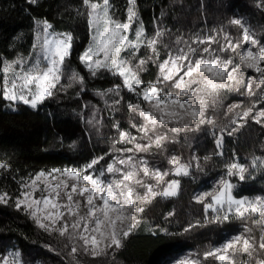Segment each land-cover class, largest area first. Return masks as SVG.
Returning <instances> with one entry per match:
<instances>
[{"label":"snow or ice","instance_id":"6c2138e0","mask_svg":"<svg viewBox=\"0 0 264 264\" xmlns=\"http://www.w3.org/2000/svg\"><path fill=\"white\" fill-rule=\"evenodd\" d=\"M28 2L37 5L39 0ZM80 2L76 16L85 19L90 39L77 59L93 78L110 74L121 80L106 92H98L101 96L114 93L118 99L113 105L124 99L122 88L134 94L136 99L127 101V110L139 122L130 117L129 128L139 135L114 121L117 136L111 138V148L120 155L106 152L81 167L41 169L19 179L11 175L15 171L12 165L0 160V177L8 174L15 181L14 191L0 186V205L23 213L42 232L61 240L68 264H81V256L93 261L115 256L144 225V214L157 198L179 194L181 181L175 177L189 176L193 166L202 170L196 155L188 162L170 155L166 163L171 167L164 169L150 166L140 154L164 155L169 144L188 141L189 134L207 129L216 137L218 151L214 155L222 157L225 135L231 137L250 122L264 127V40L244 20L229 21L240 31L237 38L224 33L221 43L223 29H213L216 35H197L191 43L178 37L175 43L186 47L162 55L158 44L164 32L157 29L151 37L146 35L137 0H126L123 9L113 0ZM256 7L264 8V0H259ZM33 22L30 53L17 52L14 59H0V102L13 111L20 104L37 109L58 90L71 87L72 82L85 83V77L70 67L76 39L73 33L56 31L47 18L33 17ZM142 47L150 54L141 53ZM162 47L169 49L168 44ZM149 65L154 66L156 74L145 81L141 74L149 72ZM66 73L69 83L61 84ZM229 96L244 97L250 103L228 104L226 114H233V126L220 128L216 136V119L209 113L223 106ZM95 117L94 111L87 123L92 124ZM210 158L205 156L204 160ZM224 168L229 177L254 180L256 173L264 172V157L253 156L249 164L232 160ZM235 188L230 180L222 178L214 191L195 196L204 219L184 231L238 220L243 222V233L205 251L202 260L184 259L180 264H264V196L237 198ZM173 214L169 212L168 216ZM254 229L260 234L255 235ZM44 247L58 256L62 254L51 245ZM0 264L31 262L19 250L0 249Z\"/></svg>","mask_w":264,"mask_h":264},{"label":"trees","instance_id":"16d2710c","mask_svg":"<svg viewBox=\"0 0 264 264\" xmlns=\"http://www.w3.org/2000/svg\"><path fill=\"white\" fill-rule=\"evenodd\" d=\"M113 2L121 9L126 4V0ZM258 2L259 0H200L205 36L216 35L213 29H223L219 37L221 43L224 33L237 38L240 31L236 26L230 25L229 21L241 16H247L255 22L258 29L264 28V8L256 7ZM79 8L80 0H40L37 5L30 4L28 0H0V59H14L17 52L29 54L34 41L33 17L47 18L56 31H71L76 37L70 67L85 77L83 85L72 82L71 87L58 90L53 98L37 109L20 104L18 110L13 111L0 102V118L11 129L9 142L0 152V160H6L12 165L15 171L11 175L17 179L41 169L81 167L93 157L106 152L118 155L111 148V138L117 136L112 127L114 121L118 120L122 128L138 135L134 129L129 128V119L131 117L139 122V118L127 110V101L136 99L134 94L122 88L120 93L124 99L121 104L113 105V100L118 99L114 93L101 96L98 92H106L116 83H121V80L110 74L93 78L77 59L90 39L85 19L76 16ZM178 37L189 43L194 38L190 34H164L159 38L161 44H158L162 55L168 50L186 47L184 43H175ZM261 39L264 40V35ZM162 44H168L169 49H164ZM199 47L202 48L203 45ZM212 47L216 48L217 45L213 44ZM145 52L148 50L141 48V53ZM155 74L156 69L149 65V72L141 75L148 81ZM67 75L68 73L61 84L69 83ZM59 87L58 85V89ZM234 101H243L246 106L250 103L247 98L229 96L223 106L215 109L212 115L216 119V136L220 134V128L232 127L230 121L233 114L226 113L227 105ZM116 108L120 111H116ZM94 111L95 120L89 124L87 121L92 119ZM215 139L206 129L189 134L188 141L182 139L180 143L169 144L168 152L164 155L145 154L150 163L164 169L171 167L166 163V158L170 155L180 156L183 162L190 161L196 155L200 158L202 170L191 171L189 176L175 177L181 181L179 194L176 197L157 198L144 214V225L115 256L95 261L91 257L81 256V264H164L174 255L187 250H193L202 260L203 253L220 245L226 234H234L243 229V222L234 220L184 231L190 224L204 219L202 205L194 200V194L201 184L216 175L217 166L223 163L221 157L214 155L217 151ZM223 151L222 158L226 162L235 160L249 164L253 156L264 157V127L250 122L231 137L225 135ZM205 156L211 158L205 161ZM103 164L102 161L101 165ZM237 184L233 192L237 198L254 196L263 189L264 172L256 175L254 180L246 179ZM0 186L14 191L15 181L5 174V177H0ZM169 212L174 214L168 216ZM157 226L167 229V232H160ZM153 231L157 234L153 235ZM254 234L258 235L259 231L254 229ZM45 244L62 254L58 256L55 252H50L44 247ZM0 249L19 250L31 264L36 261L40 264H68L61 240L48 236L23 213L5 205H0Z\"/></svg>","mask_w":264,"mask_h":264},{"label":"rangeland","instance_id":"374dc122","mask_svg":"<svg viewBox=\"0 0 264 264\" xmlns=\"http://www.w3.org/2000/svg\"><path fill=\"white\" fill-rule=\"evenodd\" d=\"M137 7L139 12V17L143 21V24L146 29V35L149 37H151L157 29L163 31L164 34H174V35L190 34L194 38L197 35L200 37H206L205 31L202 26L200 0H137ZM238 18L244 20L249 26H251L252 29L257 33L259 38H261L264 35V28L258 29L257 24L251 21L247 16H241ZM209 114L212 115L213 112L210 111ZM10 135H11V129L9 124L4 119L0 118V152L8 144ZM120 146L123 147L124 145H120ZM140 155L145 156V154H140ZM221 161L223 163L219 165L220 168L219 166H217L218 168L216 175L206 183L201 184L196 190L194 197L204 192L214 191L218 186L219 181L222 178L230 180L233 184L236 185V188L238 186L237 182H242L239 180L238 177L227 176L226 169L224 168L226 159L221 157ZM194 163L195 162H193V164ZM150 166L157 167L153 163H150ZM194 170L197 171V168H195V166H193L190 169V173L191 171ZM258 174L259 173H256V175ZM108 178L111 177L109 176ZM236 188L233 190V192L236 190ZM255 196H264V186L261 192L259 191L256 195L247 196V197L254 198ZM243 231L244 228L234 234H226V236L223 239V242L217 247L226 243L233 236L243 233ZM12 250H16V249H12ZM184 259L192 260V259H200V258L196 256L193 250L192 251L187 250L174 255L164 264H180V261Z\"/></svg>","mask_w":264,"mask_h":264}]
</instances>
